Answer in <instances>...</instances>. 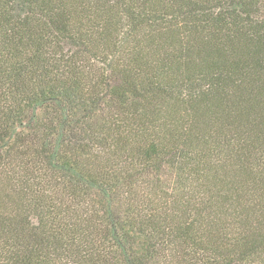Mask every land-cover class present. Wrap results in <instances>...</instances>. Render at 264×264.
Masks as SVG:
<instances>
[{"label": "trees", "instance_id": "trees-1", "mask_svg": "<svg viewBox=\"0 0 264 264\" xmlns=\"http://www.w3.org/2000/svg\"><path fill=\"white\" fill-rule=\"evenodd\" d=\"M0 264H264V0H0Z\"/></svg>", "mask_w": 264, "mask_h": 264}]
</instances>
